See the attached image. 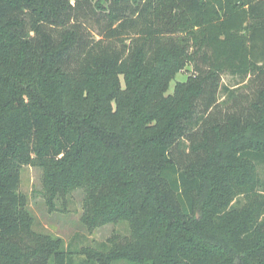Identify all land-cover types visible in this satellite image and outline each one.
Instances as JSON below:
<instances>
[{"label":"trees","instance_id":"16d2710c","mask_svg":"<svg viewBox=\"0 0 264 264\" xmlns=\"http://www.w3.org/2000/svg\"><path fill=\"white\" fill-rule=\"evenodd\" d=\"M25 166L131 235L33 232ZM260 169L264 0H0V264H264Z\"/></svg>","mask_w":264,"mask_h":264},{"label":"rangeland","instance_id":"374dc122","mask_svg":"<svg viewBox=\"0 0 264 264\" xmlns=\"http://www.w3.org/2000/svg\"><path fill=\"white\" fill-rule=\"evenodd\" d=\"M195 73L196 69L192 65L188 66L171 82L168 94H173L177 84L186 82ZM240 82V79L229 74L223 75L222 85L232 87ZM220 97L222 100L225 99L223 93ZM260 172L264 178V169H260ZM20 180L19 191L23 197L26 211L34 219L32 231L37 234L43 233L62 238L66 249L98 248L108 239L123 240L131 235V227L127 222L108 223L90 231L82 223L84 213V192L82 190L73 192L65 200H58L56 210L51 211L44 197L43 172L39 168L23 167ZM77 259L81 260L83 257ZM116 264L129 263L121 261Z\"/></svg>","mask_w":264,"mask_h":264}]
</instances>
